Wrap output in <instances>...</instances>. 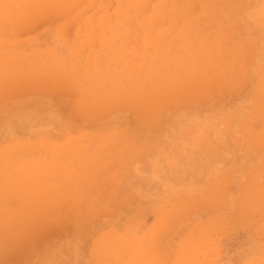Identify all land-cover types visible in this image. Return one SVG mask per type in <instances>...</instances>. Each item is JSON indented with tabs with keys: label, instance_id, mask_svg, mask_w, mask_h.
<instances>
[{
	"label": "rangeland",
	"instance_id": "1",
	"mask_svg": "<svg viewBox=\"0 0 264 264\" xmlns=\"http://www.w3.org/2000/svg\"><path fill=\"white\" fill-rule=\"evenodd\" d=\"M0 264H264V0H0Z\"/></svg>",
	"mask_w": 264,
	"mask_h": 264
}]
</instances>
